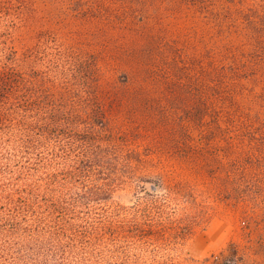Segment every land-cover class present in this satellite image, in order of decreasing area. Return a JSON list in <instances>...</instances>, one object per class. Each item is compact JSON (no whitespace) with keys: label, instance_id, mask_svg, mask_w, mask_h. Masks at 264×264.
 I'll return each mask as SVG.
<instances>
[{"label":"rangeland","instance_id":"rangeland-1","mask_svg":"<svg viewBox=\"0 0 264 264\" xmlns=\"http://www.w3.org/2000/svg\"><path fill=\"white\" fill-rule=\"evenodd\" d=\"M8 1L10 45L97 78L110 201L153 219L138 264H264V33L244 16L262 2Z\"/></svg>","mask_w":264,"mask_h":264},{"label":"trees","instance_id":"trees-1","mask_svg":"<svg viewBox=\"0 0 264 264\" xmlns=\"http://www.w3.org/2000/svg\"><path fill=\"white\" fill-rule=\"evenodd\" d=\"M262 3L244 13L253 38ZM15 8L0 0V264H138L153 219L139 202L110 201L118 143L97 78L88 83L86 60L17 51L6 32Z\"/></svg>","mask_w":264,"mask_h":264}]
</instances>
